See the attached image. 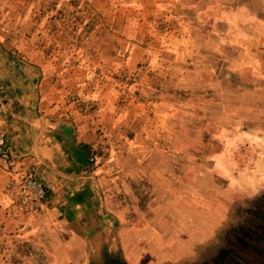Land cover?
Returning a JSON list of instances; mask_svg holds the SVG:
<instances>
[{
  "label": "crops",
  "instance_id": "1",
  "mask_svg": "<svg viewBox=\"0 0 264 264\" xmlns=\"http://www.w3.org/2000/svg\"><path fill=\"white\" fill-rule=\"evenodd\" d=\"M261 60L264 0H0V129L47 191L21 218L0 163V264L202 262L249 198L228 203L215 231L194 219L185 231L181 189L200 193V171L228 181L210 135L262 101ZM98 143L106 160L90 170ZM150 189L146 208L174 212L130 211Z\"/></svg>",
  "mask_w": 264,
  "mask_h": 264
},
{
  "label": "rangeland",
  "instance_id": "2",
  "mask_svg": "<svg viewBox=\"0 0 264 264\" xmlns=\"http://www.w3.org/2000/svg\"><path fill=\"white\" fill-rule=\"evenodd\" d=\"M259 65L260 70L262 69L261 71H264V60H261ZM260 77L258 83L259 87L262 88L264 86V74ZM262 90V101L254 107H250L249 111L243 112L242 123L233 128L231 127V122L226 118V120H228L226 122L228 128H217L215 131L211 132L210 152L217 153L225 151L227 156L231 159L232 165L228 170V181L220 176L219 178L221 179L218 178L219 180L217 181L213 180V178L211 179V177H204V174L200 171L202 176L200 175L197 179L202 188L200 193H197L196 191V193L193 194L194 196H192L189 189H181V192L183 193H181L180 196L184 199L182 201L184 205L178 212V216L180 217L179 224L181 222V225L177 224V227L180 230L184 229L187 231V228H189V221L194 219L199 223L204 224L205 228L207 227L210 231H215L218 227L216 225L221 223L226 216L228 209L226 205L231 203L233 199H237L241 195H243V198H252L258 194H264V89ZM241 131H243L242 139H237L232 142L227 139L233 137L234 133H241ZM207 139L208 137L204 138L205 142H207ZM192 163L193 162L190 161H185L184 163V165L190 170L189 172H191L190 167H192ZM195 172H197L196 169L194 173ZM238 172H241V177L236 178ZM149 187L153 189L151 186H145L143 187V190L147 192ZM151 189L146 194L141 193V196H146V200L139 199L138 201H134L133 204L136 207L130 211L134 210L133 212L139 213V216L141 217L152 216L155 218H160L165 214L169 216V214L173 213L174 210L171 209L157 211L154 208L149 209L145 207L147 206V199L149 198ZM195 201H201L199 209L197 210L193 207ZM189 202H191V204H189ZM142 226V224H137L135 227L138 228ZM172 226L155 221V223L152 222L148 227L149 230L169 233L173 231ZM204 242V240L200 239V243ZM153 243H155L154 249L158 250L161 243L158 240ZM168 247H172L176 250L181 248L180 246L178 247L175 241L170 242ZM159 254L161 253L158 252L157 255L160 256Z\"/></svg>",
  "mask_w": 264,
  "mask_h": 264
},
{
  "label": "flooded vegetation",
  "instance_id": "3",
  "mask_svg": "<svg viewBox=\"0 0 264 264\" xmlns=\"http://www.w3.org/2000/svg\"><path fill=\"white\" fill-rule=\"evenodd\" d=\"M247 200L233 226L199 264H264V194ZM105 264L123 263L115 259Z\"/></svg>",
  "mask_w": 264,
  "mask_h": 264
},
{
  "label": "built area",
  "instance_id": "4",
  "mask_svg": "<svg viewBox=\"0 0 264 264\" xmlns=\"http://www.w3.org/2000/svg\"><path fill=\"white\" fill-rule=\"evenodd\" d=\"M106 147L102 143L93 145L87 157L90 170L100 167L106 160ZM0 163L7 176L2 196L23 219H31L45 206L47 191L36 179L34 172L25 169L13 156L5 133L0 129Z\"/></svg>",
  "mask_w": 264,
  "mask_h": 264
}]
</instances>
